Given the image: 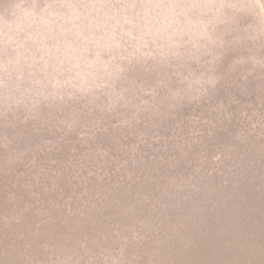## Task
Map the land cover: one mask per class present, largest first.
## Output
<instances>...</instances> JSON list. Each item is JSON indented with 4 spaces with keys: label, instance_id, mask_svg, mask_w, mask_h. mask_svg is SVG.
I'll use <instances>...</instances> for the list:
<instances>
[{
    "label": "rangeland",
    "instance_id": "rangeland-1",
    "mask_svg": "<svg viewBox=\"0 0 264 264\" xmlns=\"http://www.w3.org/2000/svg\"><path fill=\"white\" fill-rule=\"evenodd\" d=\"M128 131L163 146L165 163L184 148L194 168L167 165L168 186L210 174V159L241 157L247 172L264 147V0H0V158L64 151L86 164ZM133 145L116 152L133 163L118 175L144 170ZM243 196L239 217L202 210L195 229L139 245V264H264V178Z\"/></svg>",
    "mask_w": 264,
    "mask_h": 264
},
{
    "label": "trees",
    "instance_id": "trees-1",
    "mask_svg": "<svg viewBox=\"0 0 264 264\" xmlns=\"http://www.w3.org/2000/svg\"><path fill=\"white\" fill-rule=\"evenodd\" d=\"M217 133H210L213 149ZM135 135L128 131L118 141H110L102 149L104 157L90 158L86 164L68 158L64 151L51 158H46L44 150L37 151L33 159L19 162L0 158V264H139L144 253L136 249L139 245L156 236L163 239L173 234V239L179 234L177 227L195 229L207 220L202 210L210 219L232 213V209L239 217L246 206L244 183H260L264 178V147H254L256 160L246 163L247 172L241 157L235 165L227 159H210V174L176 176L168 186L163 178L167 167L190 171L193 161L180 160L182 148L178 157L165 163L159 158L163 146L153 147L148 135L138 145ZM132 142L142 159L137 164L144 170L137 176L118 175L116 168L126 169L133 163L116 152L133 155L125 150ZM25 151L12 147L15 158ZM146 151L155 153L143 155ZM176 186L181 191L169 195L170 188ZM230 213L227 220L233 221ZM46 221H50L47 232ZM159 244L153 247L158 253ZM149 262L154 264V257Z\"/></svg>",
    "mask_w": 264,
    "mask_h": 264
}]
</instances>
